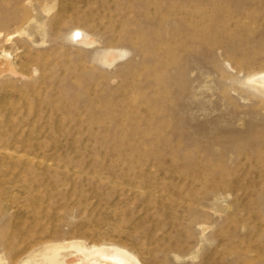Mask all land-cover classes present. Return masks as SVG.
<instances>
[{"label": "rangeland", "instance_id": "1", "mask_svg": "<svg viewBox=\"0 0 264 264\" xmlns=\"http://www.w3.org/2000/svg\"><path fill=\"white\" fill-rule=\"evenodd\" d=\"M0 33V264L70 241L264 264V92L247 80L264 0H0Z\"/></svg>", "mask_w": 264, "mask_h": 264}, {"label": "bare ground", "instance_id": "2", "mask_svg": "<svg viewBox=\"0 0 264 264\" xmlns=\"http://www.w3.org/2000/svg\"><path fill=\"white\" fill-rule=\"evenodd\" d=\"M81 34L84 43H91V38L87 34L84 32ZM98 58L108 61L106 53ZM247 80L255 89L264 92V71L249 75ZM69 247L74 248L75 253H66ZM39 255L43 264H143L139 257L127 248L110 244L88 246L82 241L48 243L42 251L40 250ZM35 262L37 263V260L30 256L27 262L22 264H35Z\"/></svg>", "mask_w": 264, "mask_h": 264}]
</instances>
